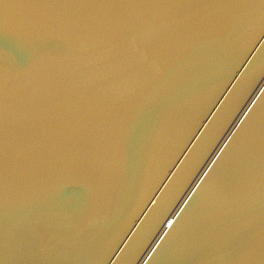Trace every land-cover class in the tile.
<instances>
[{
	"label": "water",
	"instance_id": "95a60500",
	"mask_svg": "<svg viewBox=\"0 0 264 264\" xmlns=\"http://www.w3.org/2000/svg\"><path fill=\"white\" fill-rule=\"evenodd\" d=\"M0 264H264V0H0Z\"/></svg>",
	"mask_w": 264,
	"mask_h": 264
}]
</instances>
